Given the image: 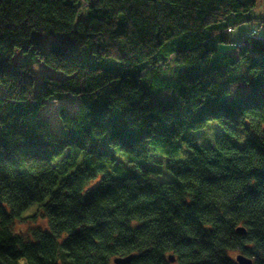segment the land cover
<instances>
[{"label": "trees", "instance_id": "obj_1", "mask_svg": "<svg viewBox=\"0 0 264 264\" xmlns=\"http://www.w3.org/2000/svg\"><path fill=\"white\" fill-rule=\"evenodd\" d=\"M258 4L0 0V264H264V28L228 34ZM17 49L66 78L37 94ZM72 95L56 134L40 109ZM212 120L215 145L194 143Z\"/></svg>", "mask_w": 264, "mask_h": 264}, {"label": "rangeland", "instance_id": "obj_2", "mask_svg": "<svg viewBox=\"0 0 264 264\" xmlns=\"http://www.w3.org/2000/svg\"><path fill=\"white\" fill-rule=\"evenodd\" d=\"M263 5L258 4L256 9H260ZM255 26H257L256 21H251L247 23H243L242 25L237 27L236 30V35L241 34L244 29H253ZM240 38L242 39L243 36L242 34L240 35ZM234 40V39H233ZM54 42V39L52 38H44L42 47L45 50H48L50 48V45ZM227 44V43H224ZM223 48H231V45H222ZM15 62L18 64H25L30 66L33 71L35 72L36 75V85H35V92L37 94L41 93V85H42V79L46 76L53 77V78H66V74L63 71L56 70L55 68L47 65L45 62L35 59L31 53L25 54L21 49H17L15 53ZM175 64L173 61L169 64V70H174ZM59 76V77H58ZM2 94V86L0 83V95ZM158 98L154 95L152 97V102H157ZM64 105L69 113L72 116H78L79 110L82 106V98L80 96H66L62 99H57V100H50L48 101L45 105H43L40 109V115L43 116L44 118H47L51 122V128L54 133L56 134H61L64 135L66 134V130L64 128L62 118H61V113L60 109L61 106ZM224 132V127L218 120H212L209 122L208 125H206L203 128L197 129L190 133L189 138L194 142V143H199L204 146H213L215 145L216 139L223 134ZM240 132H241V137L239 139V144L244 145V143L247 141V139H257V135L259 134L258 131H248L245 130L243 126L240 127ZM1 134H2V126L0 124V139H1ZM186 145L183 143L182 148L183 149ZM179 153L175 154L176 157H182L183 154ZM164 169V174L159 176L160 180H171L172 174L167 170L166 165H163ZM38 223L44 224L45 220L43 219H38ZM32 223H19L18 227L26 229L28 226H30ZM36 225V223L34 224Z\"/></svg>", "mask_w": 264, "mask_h": 264}, {"label": "water", "instance_id": "obj_3", "mask_svg": "<svg viewBox=\"0 0 264 264\" xmlns=\"http://www.w3.org/2000/svg\"><path fill=\"white\" fill-rule=\"evenodd\" d=\"M237 232L238 233H241V234H245L247 232L246 228L243 227V226H239L237 227ZM134 257V255H129L127 257H117L115 258V263L117 264H126V263H129L132 258ZM171 261H174V257L173 256H170L169 257ZM236 260L239 264H253V260L250 258V257H247L243 254H239L236 256Z\"/></svg>", "mask_w": 264, "mask_h": 264}, {"label": "crops", "instance_id": "obj_4", "mask_svg": "<svg viewBox=\"0 0 264 264\" xmlns=\"http://www.w3.org/2000/svg\"><path fill=\"white\" fill-rule=\"evenodd\" d=\"M259 1V3L260 4H263L264 5V0H258ZM262 9L264 10V8L262 7ZM257 23V26H255L254 28H264V23H261L260 21H257L256 22ZM253 28V29H254ZM252 29V28H251ZM236 30H237V28L236 29H234V30H230V32H228V34L230 35V37H231V39H234V41H238V40H241V38H240V35L242 34H245L246 32H248L250 29H244L242 32H240L241 34H239V35H236ZM264 31V30H263ZM226 36H228V35H226Z\"/></svg>", "mask_w": 264, "mask_h": 264}, {"label": "built area", "instance_id": "obj_5", "mask_svg": "<svg viewBox=\"0 0 264 264\" xmlns=\"http://www.w3.org/2000/svg\"><path fill=\"white\" fill-rule=\"evenodd\" d=\"M255 33V31H253L251 34H254Z\"/></svg>", "mask_w": 264, "mask_h": 264}, {"label": "bare ground", "instance_id": "obj_6", "mask_svg": "<svg viewBox=\"0 0 264 264\" xmlns=\"http://www.w3.org/2000/svg\"><path fill=\"white\" fill-rule=\"evenodd\" d=\"M246 34V33H245ZM245 34H243V35H245Z\"/></svg>", "mask_w": 264, "mask_h": 264}]
</instances>
